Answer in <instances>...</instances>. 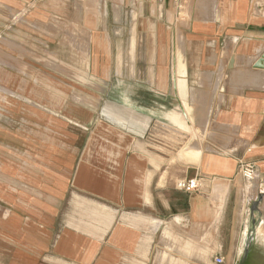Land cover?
I'll use <instances>...</instances> for the list:
<instances>
[{"label":"crops","instance_id":"1","mask_svg":"<svg viewBox=\"0 0 264 264\" xmlns=\"http://www.w3.org/2000/svg\"><path fill=\"white\" fill-rule=\"evenodd\" d=\"M200 1L0 0V264L263 251L264 18Z\"/></svg>","mask_w":264,"mask_h":264},{"label":"rangeland","instance_id":"2","mask_svg":"<svg viewBox=\"0 0 264 264\" xmlns=\"http://www.w3.org/2000/svg\"><path fill=\"white\" fill-rule=\"evenodd\" d=\"M212 2H214V0H202L200 2H202L203 4H210ZM221 0H217V2L219 3ZM194 2V0H185L182 4V7L181 8H178V15H176V18H178V20H184L186 17H185V7H188L189 5H192ZM176 7V6H175ZM177 8V7H176ZM111 20V17L109 18ZM127 23V26L128 28H130L129 26L132 24V21L130 20V18H124V24ZM124 36H125V42L127 41L128 39V36L130 35V30H126L125 33H123ZM130 37V36H129ZM117 45H118V42H117ZM125 47L127 48V43H125ZM145 62V61H144ZM125 63L130 64V60H126ZM195 98V97H194ZM196 109L194 107L190 108V112L189 114H191L192 116V123L194 122L195 120V117L194 115H196ZM196 123L192 124V127H195ZM191 127V129H188V134L190 137H195L196 136V132L193 130V128ZM179 133V132H178ZM263 232L262 235H259L256 233V231H253L249 238L251 241H255L257 240V238H261V239H264V228L261 229ZM253 247H258L260 249H262L263 251L262 252H250V253H246L247 255V259L248 261L251 263V264H264V244H261V243H258V242H255L253 244ZM157 258H161V259H164V260H172L174 261L175 260V255H174V248L173 246H170L169 249L165 250V252H160L159 254H156ZM209 253H196V258L198 260H200V264H214V262H211L210 259H209ZM237 258L238 259H243L244 256H240L239 253H237Z\"/></svg>","mask_w":264,"mask_h":264},{"label":"built area","instance_id":"3","mask_svg":"<svg viewBox=\"0 0 264 264\" xmlns=\"http://www.w3.org/2000/svg\"><path fill=\"white\" fill-rule=\"evenodd\" d=\"M185 0H172L174 5L178 8L182 7V4ZM257 10L264 18V0H255ZM241 173L243 177L247 180H254L258 177V171L254 164L252 163H244L241 165ZM179 189L185 190L187 192L197 191L200 188V181L197 178H192L188 180H182L177 184ZM214 264H224V257L215 256Z\"/></svg>","mask_w":264,"mask_h":264},{"label":"bare ground","instance_id":"4","mask_svg":"<svg viewBox=\"0 0 264 264\" xmlns=\"http://www.w3.org/2000/svg\"><path fill=\"white\" fill-rule=\"evenodd\" d=\"M264 221V220H263ZM264 224V223H263ZM256 227V226H255ZM264 240V239H263ZM257 264H259V263H257Z\"/></svg>","mask_w":264,"mask_h":264}]
</instances>
